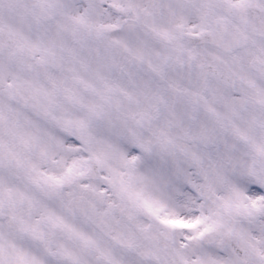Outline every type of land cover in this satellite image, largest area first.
<instances>
[{
    "label": "snow or ice",
    "instance_id": "obj_1",
    "mask_svg": "<svg viewBox=\"0 0 264 264\" xmlns=\"http://www.w3.org/2000/svg\"><path fill=\"white\" fill-rule=\"evenodd\" d=\"M0 264H264V0H0Z\"/></svg>",
    "mask_w": 264,
    "mask_h": 264
}]
</instances>
